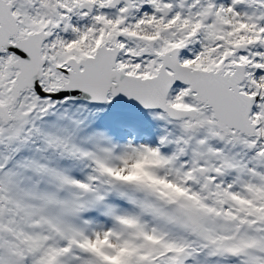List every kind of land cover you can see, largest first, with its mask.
Instances as JSON below:
<instances>
[{
    "label": "snow or ice",
    "instance_id": "1",
    "mask_svg": "<svg viewBox=\"0 0 264 264\" xmlns=\"http://www.w3.org/2000/svg\"><path fill=\"white\" fill-rule=\"evenodd\" d=\"M0 264H264V0H0Z\"/></svg>",
    "mask_w": 264,
    "mask_h": 264
}]
</instances>
